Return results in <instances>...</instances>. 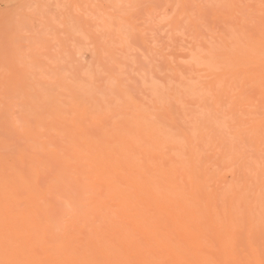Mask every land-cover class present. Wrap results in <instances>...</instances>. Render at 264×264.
Instances as JSON below:
<instances>
[{
  "label": "bare ground",
  "instance_id": "obj_1",
  "mask_svg": "<svg viewBox=\"0 0 264 264\" xmlns=\"http://www.w3.org/2000/svg\"><path fill=\"white\" fill-rule=\"evenodd\" d=\"M207 1L220 25L213 62L194 67L203 91L168 93L231 104L223 126L262 155L216 144L212 117L181 128L168 102L154 113L128 92L113 121L82 88L67 109L59 95L22 108L21 138L0 136V264H264V0Z\"/></svg>",
  "mask_w": 264,
  "mask_h": 264
},
{
  "label": "rangeland",
  "instance_id": "obj_2",
  "mask_svg": "<svg viewBox=\"0 0 264 264\" xmlns=\"http://www.w3.org/2000/svg\"><path fill=\"white\" fill-rule=\"evenodd\" d=\"M190 1L0 0V136L10 132L9 136L20 139L24 113L43 110L54 100H64L67 109L74 96L70 93L82 88L91 98L85 101L95 103L88 105L102 112L113 108L110 118L111 109L107 111L108 120L114 111H126L127 92L154 113L162 102H168L181 128L212 117L222 127L215 136L216 144L259 158L262 153L251 142L237 139L233 128L223 126L233 118L231 104H223L218 111L219 104L213 99L197 106L193 97L177 100L168 93L181 82L189 84L191 92L203 91L205 72L194 67L213 62L203 56L215 40L209 28L217 20L209 15L210 8L204 11L213 0H193V5ZM50 95H59L62 101L51 100ZM34 100L37 105H31ZM40 102L46 104L42 103L44 108L39 107ZM123 115L117 118L120 125ZM94 128L99 130V126Z\"/></svg>",
  "mask_w": 264,
  "mask_h": 264
}]
</instances>
